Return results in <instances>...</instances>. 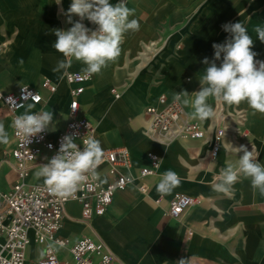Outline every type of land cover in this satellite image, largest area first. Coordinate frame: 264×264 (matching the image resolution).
<instances>
[{
  "label": "crops",
  "instance_id": "0c3cea01",
  "mask_svg": "<svg viewBox=\"0 0 264 264\" xmlns=\"http://www.w3.org/2000/svg\"><path fill=\"white\" fill-rule=\"evenodd\" d=\"M228 1L235 4L229 5ZM56 2L0 0V44L6 48L0 54V71L7 68L4 61L12 60L17 76L14 80L4 76L7 73L0 75V91L16 93L24 86L39 90L45 102L32 105L31 111H52L53 123L46 130L51 139H56L67 126L71 103L65 75L61 78V73L53 71L57 62L64 59L53 47L56 40L53 30H67L72 26L65 15L72 0ZM119 2L110 0L112 4ZM126 3L135 10L130 19L139 20L138 14H144L148 20L138 21L143 39L148 36L150 30H146V25L150 22L183 29L180 33L188 29L189 36L183 43L176 42L178 54L168 48L159 60L126 85L123 74L129 66L125 68L124 61L130 52L125 48L132 36L140 32L129 31L124 35L125 46L121 45L117 60L110 62L100 74L92 75L93 83L90 84L91 80L85 86L80 98L79 116L95 126L96 139L104 151L129 150L132 168L127 173L135 182L117 191L106 213L89 224L82 222L80 204H68L59 236L71 244L85 238L99 240L114 254L115 264H177L180 259L187 260L186 264H264V196L254 192L250 180L243 176L229 193L213 191L212 184L219 181L221 169L227 163L235 164L239 156L229 152L226 142L216 158L211 155L217 132H227L231 127L234 130L230 132L235 133L227 134L230 138L235 134L234 147L240 146V139L245 137L241 141L251 142L257 149L258 161L264 164V114L253 115L246 102L229 106L210 98L208 102L216 114L200 121L191 119L192 109L184 106L188 118L203 127L206 137L177 140L168 146L148 135L150 118L146 114L149 107L159 106L161 96L172 100L174 92L186 90L191 94L199 90V78L206 67L204 58L211 61L212 45L223 43L229 37L222 29L226 23L241 21L254 41L255 59L264 61V43L254 31L257 25L264 26V0H126ZM72 19L80 21L75 15ZM80 22L90 29L95 27L87 19ZM44 48L48 49L46 57ZM83 67L81 62L73 61L68 72L82 73ZM39 77H44L40 83ZM45 79L58 86L55 94L44 89ZM113 91L120 94V99L115 98ZM1 111L6 114L3 123L9 133V143L0 158V174L14 176L12 185L5 181L6 190H1L0 185V193H4L12 188L17 176L6 164L13 145L12 118L8 109L0 105ZM151 154L161 159L160 168L154 176L141 178V170L151 167ZM38 169L30 177L33 184L43 183L42 178L34 180ZM167 170L175 171L181 184L171 194L162 196L156 191V185ZM99 176L104 185L113 181L105 165L99 168ZM179 195L190 196L197 203L180 218H170L166 212ZM43 251V247L33 242L28 259H40ZM58 255L66 262H73L67 249H58Z\"/></svg>",
  "mask_w": 264,
  "mask_h": 264
},
{
  "label": "clouds",
  "instance_id": "9594fccd",
  "mask_svg": "<svg viewBox=\"0 0 264 264\" xmlns=\"http://www.w3.org/2000/svg\"><path fill=\"white\" fill-rule=\"evenodd\" d=\"M56 3L60 4L61 0ZM134 11L127 7L126 0L116 4L110 3V0H72L65 13L67 23L72 26L67 30H53L56 37L53 47L64 57L57 62L53 71L61 73L63 78L73 61H78L84 65L81 71L86 77L100 74L120 56L124 35L129 31H139L138 20L130 19ZM73 15L80 17V21L87 19L95 28L90 29L80 21L74 22ZM222 29L229 33V37L223 43L212 45L214 57L211 61L204 58L206 67L199 78V90L191 94L186 90L173 93L174 103L192 109L189 114L191 119L204 121L215 116L214 108L208 102L210 98L229 106L246 102L253 115L264 114V61L255 59L257 53L252 50L254 41L241 21L226 23ZM254 31L264 43V26L257 25ZM32 107L29 105L27 111L15 116L10 125L25 144L31 142L30 138L48 130L53 123L52 111L32 112ZM8 143L9 133L4 123L0 122V144ZM82 143L81 150L74 137L66 135L57 154L41 164L35 172V177L43 179L50 193L69 198L89 177L99 178L98 168L104 156L101 142L88 136L83 138ZM232 148L237 154H243L235 164L227 163L221 169L219 181L212 184L213 191L227 194L243 176L250 180L254 192L264 196V164L245 145ZM133 179L129 174L128 182L132 183ZM180 184L178 174L167 170L161 175L156 191L162 196L168 195ZM186 261L180 259L177 264H186Z\"/></svg>",
  "mask_w": 264,
  "mask_h": 264
},
{
  "label": "built area",
  "instance_id": "2783aa9c",
  "mask_svg": "<svg viewBox=\"0 0 264 264\" xmlns=\"http://www.w3.org/2000/svg\"><path fill=\"white\" fill-rule=\"evenodd\" d=\"M95 28V27H94ZM92 28V29H94ZM92 80L83 73L68 72L65 81L70 86L71 103L70 120L56 139H51L45 131L30 138L25 144L12 128L13 145L6 164L14 171L17 181L12 188L0 193V264H115L116 258L107 246L99 241L85 238L79 243L71 244L59 236L68 204L78 203L82 206V222L89 224L95 217L106 213L115 193L124 190L132 183L128 182L132 168L131 154L127 148L104 151L103 163L107 166L112 182L104 185L98 179H89L69 198H61L50 193L44 183L30 182L32 172L41 164L48 162L57 154L63 138L72 135L74 142L83 149V138H96V128L86 118L79 116L80 98L85 93V86ZM43 87L50 94L57 92L58 86L45 79ZM115 98L120 94L114 91ZM45 99L42 93L30 86L22 87L16 93L0 91V105L7 108L12 120L21 115L29 105L40 106ZM150 124L148 135L167 146L177 140H203L206 137L202 126L193 123L187 116L181 103H174L166 96H161L158 107L146 110ZM235 133V132H234ZM212 147V157L219 154L226 131H218ZM235 146V137L230 138ZM250 144V143H249ZM251 146L248 147L250 149ZM255 153V152H254ZM151 167L140 172L141 178L154 176L160 168L161 159L154 154L149 156ZM98 168V172H99ZM145 189V188H143ZM197 200L187 195H179L171 202L166 216L180 218ZM35 242L44 248L38 260L28 259V249ZM58 249H67L73 262H66L58 255Z\"/></svg>",
  "mask_w": 264,
  "mask_h": 264
},
{
  "label": "rangeland",
  "instance_id": "374dc122",
  "mask_svg": "<svg viewBox=\"0 0 264 264\" xmlns=\"http://www.w3.org/2000/svg\"><path fill=\"white\" fill-rule=\"evenodd\" d=\"M228 4L232 5V4H235V2H229ZM143 15L144 14H138V16H139L138 21L139 22L141 20L142 21L147 20L146 16L145 15L143 16ZM61 17H64L63 13H61ZM152 24H154L153 26H156V27H153ZM157 25H158V23H155V22L154 23L150 22L146 25L147 26L146 30H150V31H148L147 38L143 39L142 34H140L141 30H139L140 32H138L137 34H134L132 36V38L130 39V41L128 40L130 46L127 45L125 49H127L130 52V54H129V56L126 57V59L124 61L125 62L124 67L125 68H126V66H129V67L127 68L128 71L125 74H123V76H124L123 79H124V81H126V85L131 84L132 78L137 79V77L142 72H144L145 70L148 69L146 67L150 66V64L159 60V57H161L164 54V51H166L168 48H172L175 51V53L178 54L179 52L176 51L178 44L176 42H178V40H180L179 42L183 43V42H185L184 39H186L189 36V34H188L189 30L188 29L184 30L183 33H180L183 29L162 27L163 24H159L160 27ZM3 41L6 42L5 39ZM137 41H138V43H137ZM123 42H122V44H123ZM185 45H186V43L182 45L181 50L184 49ZM123 46H125V43L123 44ZM147 46L150 47V50L147 48ZM0 47L3 48L2 52H0V54L2 55L3 52L5 51L4 49H6V48H5L4 44L3 45L0 44ZM47 50L48 49H46V48L43 49V51H44L43 56H45V54H47ZM13 63L14 62L12 60H9V62L4 61V64L7 66V68H3V70L0 71V75H4L5 73H7L4 76H6L7 78L10 77L11 79L16 80L17 76L14 74L13 69H12V67L14 66ZM49 63H51V62H49ZM52 63H54V62L52 61ZM140 69H142V70L140 71ZM43 78L44 77H39L38 83H40ZM92 83H93V77H92V82L90 84H92ZM120 92H122V91H120ZM5 118H6V114L4 113V111H1L0 112L1 122H5L4 121ZM230 130H234V129L229 127V129H227V132L228 133L235 132V131L230 132ZM233 136H235V134H233ZM228 138H230V136H228L227 139ZM227 139H225L224 142H222V143L226 142L227 145L229 146V148H228L229 152L237 154L232 148V147H234V146H232V142L230 141V139H228V142H227L226 141ZM242 139H245V137L242 136V138L240 139V145H245L247 148L249 146H251L249 150L250 151L253 150V152H255L254 153L255 156L257 157V159H259L256 147L253 146L251 142L241 141ZM6 146H7V144L6 145L0 144V158L2 157L3 153L6 150ZM242 154L243 153H239L237 155L240 156ZM13 180H14V176L11 174L10 175L3 174V173L0 174L1 190H6L8 188L5 185L6 182L8 183V185H12ZM34 180H36L35 176H34Z\"/></svg>",
  "mask_w": 264,
  "mask_h": 264
},
{
  "label": "bare ground",
  "instance_id": "6f19581e",
  "mask_svg": "<svg viewBox=\"0 0 264 264\" xmlns=\"http://www.w3.org/2000/svg\"><path fill=\"white\" fill-rule=\"evenodd\" d=\"M114 92V91H113ZM149 130V129H148ZM163 145L167 146L166 144L163 143Z\"/></svg>",
  "mask_w": 264,
  "mask_h": 264
}]
</instances>
